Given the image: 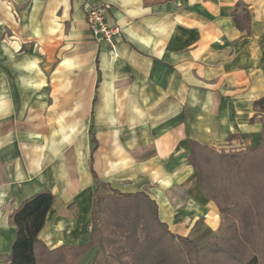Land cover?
Masks as SVG:
<instances>
[{
	"label": "crops",
	"instance_id": "0c3cea01",
	"mask_svg": "<svg viewBox=\"0 0 264 264\" xmlns=\"http://www.w3.org/2000/svg\"><path fill=\"white\" fill-rule=\"evenodd\" d=\"M86 3L108 5L116 57L93 38ZM262 97L264 0H0V264L9 214L43 189L54 200L42 242L89 240L92 171L148 193L181 235L182 215L200 242L219 216L188 141L218 151L238 135L256 147Z\"/></svg>",
	"mask_w": 264,
	"mask_h": 264
},
{
	"label": "trees",
	"instance_id": "16d2710c",
	"mask_svg": "<svg viewBox=\"0 0 264 264\" xmlns=\"http://www.w3.org/2000/svg\"><path fill=\"white\" fill-rule=\"evenodd\" d=\"M254 105L264 107V97ZM261 121L256 147L245 145L238 135L228 136L227 142L240 141L231 150L188 141V162L198 171L200 189L219 210L218 226L202 245L172 232L148 193L119 191L92 171L96 187L89 240L54 249L42 242L39 232L54 200L43 189L9 214L15 233L2 264H76L91 248L88 264H264V115Z\"/></svg>",
	"mask_w": 264,
	"mask_h": 264
},
{
	"label": "built area",
	"instance_id": "2783aa9c",
	"mask_svg": "<svg viewBox=\"0 0 264 264\" xmlns=\"http://www.w3.org/2000/svg\"><path fill=\"white\" fill-rule=\"evenodd\" d=\"M107 9L108 5L106 3H86L84 5L85 18L93 38L97 42H107L113 50L114 57H116L117 52L115 51L114 38L119 35L120 27L108 24L105 18ZM225 147L232 149L234 144L227 143Z\"/></svg>",
	"mask_w": 264,
	"mask_h": 264
},
{
	"label": "rangeland",
	"instance_id": "374dc122",
	"mask_svg": "<svg viewBox=\"0 0 264 264\" xmlns=\"http://www.w3.org/2000/svg\"><path fill=\"white\" fill-rule=\"evenodd\" d=\"M225 145V144H224ZM239 145L238 141L235 140L234 141V147H237ZM219 148L220 147H223V145H219L218 146ZM227 150H231L229 148H225ZM214 167V166H213ZM217 167V166H216ZM103 191V190H102ZM214 203V202H213ZM217 207V206H216ZM218 209V207H217ZM218 216H219V210H218ZM203 220V217H200L196 222L195 224H199V222H201ZM187 219H183L182 215L178 214L175 216V223L179 225V227L181 228V232L183 233V235L186 233V231L188 229H190L192 226H191V223L190 222H186ZM219 223V222H218ZM218 226V225H217ZM217 228V227H216ZM215 230V229H214ZM213 230V231H214ZM212 233L204 236V237H208L209 235H211ZM204 237L201 239L200 242H197L198 245H202L204 243ZM93 253H94V249H90L89 251H87L84 255H82L80 257V259L77 261L76 264H88L87 262H89V260H91L92 256H93Z\"/></svg>",
	"mask_w": 264,
	"mask_h": 264
}]
</instances>
